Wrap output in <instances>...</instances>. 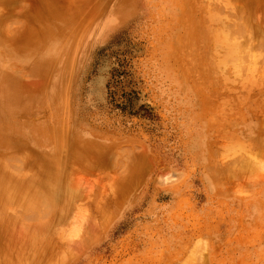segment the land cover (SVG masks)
Returning <instances> with one entry per match:
<instances>
[{"label": "rangeland", "instance_id": "obj_1", "mask_svg": "<svg viewBox=\"0 0 264 264\" xmlns=\"http://www.w3.org/2000/svg\"><path fill=\"white\" fill-rule=\"evenodd\" d=\"M0 24V209L58 162L21 239L4 209L3 264H264V0H0Z\"/></svg>", "mask_w": 264, "mask_h": 264}, {"label": "bare ground", "instance_id": "obj_2", "mask_svg": "<svg viewBox=\"0 0 264 264\" xmlns=\"http://www.w3.org/2000/svg\"><path fill=\"white\" fill-rule=\"evenodd\" d=\"M10 3H11V1L8 2V3H7V1H6V4H5L4 7H3L4 10H7V9L9 10V5H10ZM239 10H241V9H239ZM241 11L244 12V10H241ZM236 12H239V11L236 10ZM239 13H240V12H239ZM244 13H245V12H244ZM244 13H241V14L243 15ZM246 14H247V13H245V15H246ZM248 14H249V13H248ZM238 15H239V14H238ZM247 16H248V15H247ZM188 17H189V16H188ZM248 19H249V18L246 17V18H245V22H246ZM222 22L224 23L223 26H222ZM234 22H237V21H234ZM245 22L242 21V23H244V24H245ZM248 22H250V20L246 22V23H247V24H246V27L250 24V23L248 24ZM227 23H228V21H227ZM227 23H226V24H227ZM230 23H231V22H230ZM242 23H241V24H242ZM252 23H254L253 20H252ZM237 24L241 26V24H239V23H237ZM0 25H1V24H0ZM220 25H221V26H220ZM231 25H232V24H231ZM231 25L229 24L230 27H231ZM238 25H237V27H238ZM224 26H225V22H224V21H221V24H219V27H222L221 30H222V31L224 30L223 32H225V27H226V26H225V27H224ZM233 26L236 27L235 25H233ZM243 26H244V25H243ZM254 26H255V24H254ZM258 26H259V25H258ZM223 27H224V28H223ZM237 27H236V28H237ZM227 28H228V27H227ZM240 28H241V27H240ZM251 28H252V27H251ZM254 28H256V30L259 29V27H257V26L254 27ZM191 29H192V28H191ZM194 29H195V28H194ZM196 29H197V30H194L195 32H196V31H197V32H200L201 34L204 35V37L206 36V35H205L206 32H205V34H204V31H206V30H204V29H202L201 31L198 30V29H200V27H197ZM227 30H228V29H227ZM227 30H226V32H227ZM232 30H233V29H232ZM232 30H229L228 33L231 32ZM242 30H243V29H242ZM246 30L249 31V29H247V28H246ZM189 31H190V30H188V33H189ZM194 31L192 30V31H190V32L193 33ZM222 31H221V32H222ZM262 31H263V30H262ZM202 32H203V33H202ZM207 32H208V31H207ZM223 32H222V34H223ZM226 32H225V33H226ZM256 32H257V31H256ZM260 32H261V31H260ZM192 33H191V36H193ZM215 33H216V32H215ZM233 33H234V35L237 34V33H235V31H232V33H229V34H226V35L224 34V36H227V37H228V36H229V37L232 36V38H233L234 35H231V34H233ZM251 33L253 34V32H251ZM263 33H264V32H263ZM263 33H262V34H263ZM201 34H198L197 37H199V38H197V37H196V38H193V37H192L193 39H190L191 36H190V34H189L190 37H189L188 39H189L190 41H189L188 39H186V41H185L184 37L181 38V43H180L179 47L182 46V43H184V42L186 43V45H187V42H188V44L192 45L193 48H197V47H195V45H193V43H194V44H197L198 41H199V43L202 42V43H205V44H206V40H204V38H203V40H199L200 38L202 39L201 36H203V35H201ZM208 34H209V33H208ZM208 34H207V35H208ZM219 34H220V32H219ZM222 34H221V35H222ZM238 34H243V33H238ZM255 34H256V33L254 32V35H255ZM200 35H201V36H200ZM221 35H219V37H217V39H219ZM257 35H258V34H257ZM260 35H261V34H260ZM263 35H264V34H263ZM263 35H261V36H262V39H263V37H264ZM227 37H225V38L228 39L229 37H228V38H227ZM185 38H187V37H185ZM205 38L208 39L209 36H207V37H205ZM257 38H258V37H257ZM257 38H256V40H255V37H254V40L257 41ZM259 38H261V37L259 36ZM182 39H184V40H182ZM194 39H195V40H198V41H196V42H195V41H192V44H191V43H190L191 40H194ZM226 39H225V40H226ZM230 39H231V38H230ZM262 39H258V41H259V40H262ZM179 40H180V39H179ZM187 40H188V41H187ZM208 40H209V39H208ZM208 40H207V43L209 44ZM182 41H184V42H182ZM203 41H204V42H203ZM245 41H246V39L244 40L243 43L241 42V43L243 44V46H242L241 44H240V45L238 44V46L245 47V44H244ZM258 41H257V43H258ZM223 42H224V41H223ZM229 42H230V41H229ZM263 42H264V41H263ZM185 43H184V45H183V46H185V47L182 46V47H181L182 49L179 48L180 50H182V51H188L189 48L192 49V46L187 45V46H188V49L185 50V49L187 48V46L185 45ZM199 43L197 44V45H198V48H197L198 50H197V51H193V50H195V49L191 50V51H193V52H191V55H193V56L190 57V58H191L192 60L196 59V60H195V61H197L196 64L198 63V61L200 60L199 58H200L202 55H204V54L206 55V56H203V58L207 57V54H208V53H207V52H208L207 50H210V48H211L210 45H207V46H209L210 48H209V49L207 48L206 52L203 54V47L201 46L202 43H200V44H199ZM254 43L256 44V45H255L256 47L260 45L259 43L262 44V42H259L258 45H257L256 42H254ZM178 44H179V43H178ZM205 44H202V45H205ZM223 44H224V43H223ZM246 44L248 45V42H247ZM199 45L202 47V48L200 49V50L202 51V55H201V53H200L201 51L199 52L200 54L197 53V52L199 51ZM219 45H220V44H219ZM226 45H227V43H226ZM226 45H225V46H226ZM236 45H237V44H236ZM262 45H263V44H262ZM205 46H206V45H205ZM233 46H234V45H233ZM260 47H262V46H260ZM263 47H264V45H263ZM223 48H224V46H223ZM223 48H222V49H223ZM231 48H232V47H231ZM239 48H240V50H239ZM246 48H248V47H246ZM246 48L244 49V52L247 51ZM205 49H206V48H205ZM216 49H217V48H216ZM237 49H238L239 51H241L243 48L238 47ZM232 50H233V52H234V49H232ZM245 50H246V51H245ZM219 51H220V50H219ZM222 51H224V50H222ZM226 51H228V50H226ZM239 51H237V52H238V53H241L243 50H242L241 52H239ZM195 52H196V53H195ZM209 53H210V56H211V52H210V51H209ZM219 53H220V52H219ZM225 53H226V52H224V55H225ZM235 53H236V51H235ZM195 54L198 55V56H197V57H198V60H197V58L194 57ZM220 54H221V53H220ZM229 54H230V53H229ZM200 55H201V56H200ZM232 55H234V53H233ZM238 55H239V54H238ZM199 56H200V57H199ZM208 56H209V55H208ZM221 56H222V54H221ZM227 56H228V55H227ZM239 56H240V55H239ZM193 58H194V59H193ZM211 58H212V57H211ZM211 58L208 57V60H207V61H211V63H213V61L211 60ZM232 58H233V57H232ZM240 58H241V56H240ZM201 59H202V58H201ZM209 59H210V60H209ZM212 59H213V58H212ZM221 59H222V57H221ZM226 59H227V61H228V58H226ZM203 60H204V59H202V60H201L202 62H201V61H200V62L203 63ZM223 60H224V58H223ZM230 60H231V59H230ZM205 61H206V59H205ZM207 61H206V62H207ZM227 61L225 60V62H227ZM193 62H194V61H193ZM222 62H223V61H222ZM229 62H230V61H229ZM211 63L208 62V65H207V63H206V65H207V68H206V69H208V70H207V71H208L207 73H209L210 71L213 70V69H211V67L209 66V65H211V66L213 65V64H211ZM227 63H228V62H227ZM196 64H195V65H196ZM198 64L200 65V63H198ZM221 65H223V63H222ZM221 65L218 64V68H220ZM208 66H209V68H208ZM214 66H215V65H214ZM214 66H213V68H215ZM205 67H206V66H205ZM222 67H223V66H222ZM210 69H211V70H210ZM209 70H210V71H209ZM214 70H216V71H213V72H210V73H214V72L216 73V72H217V69H214ZM197 73H198V72H196V74H197ZM207 73H206V74H207ZM210 73L208 74V76L210 75ZM198 74H200V73H198ZM198 74H197V75H198ZM1 75H2V74H1ZM200 75H201V77L203 76L202 74H200ZM213 76L215 77L214 74H213ZM213 76H212V74L209 76V77L212 78V79L210 78V80H213V78H214ZM198 77H199V76H198ZM203 77L205 78L206 75L203 76ZM206 79H207V77H206ZM214 79H216V77H215ZM262 136H263V135H262ZM261 139H262V138H261ZM12 152H13V151H12ZM17 152H18V150H17ZM256 152H257V150H256ZM14 153H15V151H14ZM14 153H11L10 155H9V153H8V154L6 153L8 156H11V157H8L6 154H5V157H3V153H2V154H1V155H2V158H0V160H1V159H4V158H5L6 160H7V158H9V160H10L11 158H14V156H15ZM22 153H23V152H22ZM15 154L17 155L18 153H15ZM27 154L29 155L30 153H27ZM254 154H255V153H254ZM254 154H253V155H254ZM18 155H19V154H18ZM18 155H17V156H18ZM51 155H52V154H51ZM12 156H13V157H12ZM17 156H16V157H17ZM20 156H21V153H20ZM40 156H42V155H40ZM21 157L24 158V155H22ZM21 157H20V158H21ZM25 157H26V159H27V156H25ZM17 158H18V159H17ZM17 158H15V159H17V161H18V160L21 161V160L23 159V158H22V159L20 160L19 157H17ZM41 158H42V157H41ZM5 159H4V160H5ZM24 159H25V158H24ZM26 159H25V160H26ZM43 159H44V157L42 158V160H43ZM9 160H7V161H9ZM12 160H13V159H12ZM12 160H10V161H12ZM25 160H24V161H25ZM39 160H40V163L42 164V167H43L44 164H45V161L42 162L41 159H38V163H37L36 165H35V163L33 162L34 165L38 167V165H39ZM54 160H55V159H54ZM2 161H3V160H2ZM2 161H1L0 163H2ZM29 161H30V160H29ZM31 161H32V160H31ZM31 161L28 162V164L30 163V165H31L32 167H29L28 170L31 168V169H32L31 171H32L33 174H30L31 171L29 170L30 173H27V175H29V174H30L31 176L33 175V176H32L33 178H34V177L36 178V177H38V176L40 177V175H38L37 172H36V173L33 172V170H34V169H33V166H34V165H32ZM36 161H37V160H36ZM247 161H249V160H247ZM250 161L252 162V160H250ZM5 162H6V161H4L3 163H5ZM21 162H22V161H21ZM55 162L58 164L57 160H56ZM46 163H47V162H46ZM56 163H54L53 166L50 165V167H46L47 169H46V170L43 169L44 171L40 168L41 170H39V172H40V171L43 172V173H40V174H41V175L45 174V175H44L45 179H43V177H42V179H40V181H41V180H42L43 182H44V180L47 181L46 179L49 178V177H47V176L51 173V174L49 175V176H50V180H51V182L48 181V185L52 186V185L55 183V185H53V186H54V187L56 186V182H54V183L52 184V176H51V175L53 174V172H50V170H51V171H52V170H55V173H57V172H56V171H58V170L56 169L57 167H56V166L54 167V165H55ZM247 163H248V162H247ZM247 163H246V164H247ZM252 163H253V162H252ZM252 163H251V164H252ZM254 163H255V162H254ZM248 164H249V163H248ZM248 164H247V165H248ZM5 165H7V164L5 163ZM45 165H47V164H45ZM249 165H250V164H249ZM252 166H253V165H251V167H252ZM0 167H3V166L0 165ZM37 167H34V168L36 169ZM52 167H53V169H51ZM249 167H250V166H249ZM7 168H8V167H7ZM38 168H39V167H38ZM38 168H37V169H38ZM43 168H44V167H43ZM48 168H50V169L48 170ZM54 168H55V169H54ZM252 168H255V166L252 167ZM0 169H1V168H0ZM4 170H5V169H4ZM6 170H7V169H6ZM9 170H10V169H9ZM2 171H3V170H1L0 172H2ZM7 171H8V170H7ZM7 171H6V173H7ZM46 171H47V173H44V172H46ZM48 171H49L50 173H49ZM6 173H4V171H3L2 173H0V175L2 174V176H3V174H4V175L6 176V175H7ZM48 173H49V174H48ZM55 173H54V174H55ZM8 174H9V173H8ZM27 175H26V176H27ZM30 175L27 176L28 179L31 178ZM34 175H37V176H34ZM46 175H47V176H46ZM2 176H0V177H2ZM55 176H56V178H57V175H56V174H55ZM55 176H54V177H55ZM3 177H4V176H3ZM3 177H2V178H3ZM7 177H8V176H7ZM10 177H11V175H9L8 179H7L6 177H4V178H6V182H7V183H8V180H9V182H10V181H12V179L14 178V177H13V178L11 177L12 179H10ZM23 177H24V176H23ZM27 177H25V178H27ZM29 177H30V178H29ZM39 177L36 178V179H38V181H39ZM18 178H19V176H18ZM21 178H22V177H21ZM33 178H32V179H33ZM56 178H55V179H56ZM15 179H16V178H14V180H15ZM19 179H20V178H19ZM32 179H31V180H32ZM55 179H53V180H55ZM25 180H26V179H22V182L24 181L23 184L25 183ZM2 181H3V180H2ZM38 181H36V180H35V181L32 180V181H30V182H33V184H32V183L29 184L30 182L27 183V180H26V184H28V186L31 185V188H30V189L28 188L29 190H25V193L22 192L21 194H22V195L25 194V196H26V194L29 195L28 192L32 190V187L34 188V186H37V185H34V184H35V182L38 183ZM4 182H5V181H4ZM17 182H18V180H17ZM43 182L40 183V184L38 183V184L41 185V187H42V185H43V189H44V190H43V194H47V193H49V191H47L48 189L44 188V186H46V182H45V183H43ZM2 183H3V182H1V184H2ZM12 183H13V182H11V184H12ZM19 183H20V180H19ZM49 183H51V184H49ZM1 184H0V185H1ZM6 185H7V184H6ZM6 185H5V186H6ZM32 185H33V186H32ZM39 185H38L37 187H35V189L33 190V192H31L33 196H32V195L27 196V199H28L27 201H32L31 199H32L33 197H34V198H37V196L39 197V195H38L39 192L37 193V191L39 190V191L42 193V191L40 190L41 188H38ZM48 185H47L46 187H48ZM2 186H4V183L2 184ZM12 186H13V185H10V186L7 185L8 189L11 187L10 190H11V191L13 190L12 193L15 195V194H16V193H15L16 190H15V192H14V187L16 188L17 185H16V186H13V189H12ZM18 186H19V185H18ZM3 188H5V187H3ZM17 188H18V187H17ZM36 188H37L38 190H36ZM55 188H56V187H55ZM55 188H54V189L51 188V190H52L54 193H55V191H56ZM6 189H7V188H5V190H6ZM5 190H4V194L6 195V193H7L8 191L6 190L7 192H5ZM45 190H46V191H45ZM18 191H19V190H18ZM18 191H17V195H18V193H20V192H18ZM26 191H28V192H26ZM35 191H36V192H35ZM44 191L47 192V193H45ZM31 193H30V194H31ZM41 193H40V195H41ZM50 193H51V191H50ZM50 193H49V194H50ZM10 194H11V192L9 191V193H8L9 196L7 195L8 199L11 198V196L15 197L13 194H12V195H10ZM21 194H19L18 196H16V197H18L17 199H16V198H14V199L12 198V200L14 201V203H13V202H9V201H7V202H8V203H13V204H11V205L15 207V203H17V202H15V201H18L19 198H20V199H22V198H26L25 196L22 197ZM34 194H36L37 196H34ZM43 194H42V195H43ZM49 194H47V195L45 196V198L50 196V198L53 199V196H54V195L51 197L52 194H51V195H49ZM48 195H49V196H48ZM19 196H20V197H19ZM30 196L32 197L31 199L28 198V197H30ZM4 197H6V196H4ZM4 197H2V198L4 199ZM21 197H22V198H21ZM34 198H33V199H34ZM39 198H40V199H39ZM39 198H38L39 200H38V199H37V200H38L39 203H40L42 197L40 196ZM45 198H44V200H42V201L44 202V205H45L46 203L48 204V202H47L48 200H47V199H49V198H47V199H46L47 201H46ZM3 199H0V200H3ZM6 200H7V199H6ZM6 200H5V201H6ZM24 200H26V199H24ZM5 201H4V202H5ZM20 201H21V200H20ZM22 201H23V200H22ZM22 201H21V204L18 203V204H16V206H18V205H22ZM38 201H37V203H38ZM1 202H2V201H1ZM4 202H3V203H4ZM18 202H19V201H18ZM25 202H26V201H25ZM43 202H42V203H43ZM45 202H46V203H45ZM8 203H7V205L11 208V206H10ZM26 203H30V202H26ZM32 203H33V202H32ZM35 203H36V201L34 200V204H35ZM39 203H38V205H39ZM1 204H2V203H1ZM1 204H0V205H1ZM5 204H6V202H5ZM5 204H4V206H5ZM7 205L4 207V209H6L7 212H8V210H9L10 208H9V209L6 208ZM23 205H24V204H23ZM42 205H43V204H42ZM42 205H41V206H42ZM27 206H29V205L27 204ZM27 206H24V207H25V208H28L30 212H31V210H32L33 208H34V209L36 208L35 210H37V208L40 207V206L36 207V205H34V206L32 205V209H30V207H27ZM30 206H31V205H30ZM14 207H13V208H14ZM22 207H23V206H20V208H16V207H15V209H16V210H17V209H19V210L22 209V210H23L24 207H23V208H22ZM1 209H3V208L1 207ZM1 209H0V210H1ZM4 209L2 210V211H4L3 215H5V212H6V210H4ZM10 210H11V209H10ZM25 210H26V209H24V211H25ZM13 211L15 212L14 209H13ZM24 211H21V210H20L19 212L21 213V212H24ZM32 211H33V210H32ZM38 211L41 212V209L39 208ZM38 211H36L35 213H37ZM7 212H6V215H5L4 217L2 216V213L0 212V213H1L0 216H2V218H3L0 222H2V225H5V226H6V227H4V228L7 229V231H8V232H6V231H4L3 229L0 230V236H1V233H4V232H6L7 234L10 233V232L13 233V230H12V229L16 230L17 227L21 226V230L19 229V230H18L19 232H17V231L15 232V233H18V234L15 235V236H17L18 239H21V238H20V237H22L21 234L24 233V232H22V224H21V222H19V221H21V220L23 219L22 217L25 218V217H30V216H32L31 213L28 212V210H27V212L25 211V212L27 213V216H24V215H25V212H24L23 216H20V217H19V216H16V215H18V212H17V214L15 213V215H14V212H13V214H12V210H11V211H10V212H11V215H10V221H11V218H12V217H16V218L19 217V218H17V220H16V218H14L12 221H14V224H15V220H16V221L19 222V224H20V225H13V224H12L13 222L11 221V222H12V223H11V222L9 221V219H8V218H9L8 216H9L10 213L8 214ZM33 212H34V211H33ZM35 213L33 214V216H34V215H38V214L41 215L40 213H37V214H35ZM41 213H42V212H41ZM7 214H8V216H7ZM21 214H22V213H21ZM21 214H19V215H21ZM28 215H30V216H28ZM5 217H8V218H7L8 220H7V219L4 220ZM0 218H1V217H0ZM18 219H19V220H18ZM23 220H24V219H23ZM6 221H7V222H6ZM5 222H6L7 224H10V223H11V224L13 225V227H15V226H16V227L11 229V224L9 225V227H10V228H9V227L7 226V224H4ZM22 223H26V222H22ZM16 224H18V223H16ZM26 224H27V223H26ZM0 225H1V224H0ZM24 225H25V224H24ZM24 225H23V228L25 227ZM34 225H35V226H34ZM34 225H30V226L27 225L25 228L28 229L27 227H31V226H33V228L31 227L30 229H31V230L33 229L32 232L35 233V232H37V231H34V230H35L34 228H37L38 225H37V226H36V224H34ZM0 228H1V226H0ZM19 228H20V227H19ZM9 229H10V231H9ZM26 229H24L25 232L27 231ZM41 229H42V228H41ZM28 230H29V229H28ZM37 230H38V229H37ZM2 231H3V232H2ZM39 231H40V229H39ZM21 232H22V233H21ZM27 232H29V231H27ZM19 233H21L20 236H19ZM30 234H31V233H27V235L31 236ZM32 234H33V233H32ZM4 235H5V234H3V236H4ZM23 235H26V233L23 234ZM27 235H26V236H27ZM7 236H8V235H7ZM10 236H11V235L9 234V237H10ZM15 236H14V237H15ZM26 236H25V238H26ZM11 237H13V235H12ZM23 237H24V236H23ZM4 238L7 240L6 235H5ZM4 238H3L4 241L2 240V237H1V240H2L3 242H6ZM15 238H16V237H15ZM27 238H29V237H27ZM27 238H26V239H27ZM9 239H11V238H9ZM9 239L7 240V241H8V244H7L8 246H9V244L12 245V243H10V242L12 241V239H11V241H10ZM22 239H23V238H22ZM26 239H23L22 241H24V240H25V241H28V240L32 239V236H31V238H29V239H27V240H26ZM1 240H0V241H1ZM2 241H1V243H2ZM9 241H10V242H9ZM28 242H29V241H28ZM1 243H0V244H1ZM15 243H16V242H15ZM24 243H25V242H24ZM30 243H31V241H30ZM30 243H27V242H26L25 244L22 243L23 245H22L21 243H19V244L22 245V247H21L20 245H19V246H20L21 249H22V248H26V249L28 250L29 248H28L27 246H26V247H23V246H25V245H27V244H30ZM4 244H5V243L1 244L2 247L0 246V247H1L0 249H3V246H6V244H5V245H4ZM17 244H18V242H17ZM13 246H14V245H13ZM15 246H16V245H15ZM28 246H29V245H28ZM5 248H6V247H4V250L6 251V253H4V254H6V256H7V251H8V249H7V248L5 249ZM8 248H10V247H8ZM14 248H15V247H14ZM17 248H19V247H17ZM11 249L13 250V247H12ZM17 250H18V249H17ZM17 250H16V252H17ZM23 250L26 251L25 249H23ZM23 250H22V251H23ZM0 251L2 252V250H0ZM5 251H4V252H5ZM13 251L15 252V249H14ZM13 251H12V252H13ZM24 251H23V253H24ZM16 252H15V253H16ZM18 252L20 253L21 250L19 249ZM18 252H17V253H18ZM26 252H27V251H26ZM0 254H1V253H0ZM8 254H10V253L8 252ZM2 255H3V253H2ZM21 255H23V254L21 253ZM21 255H19V256H21ZM0 256H1V255H0ZM6 256H4V257L1 256V257H2V260H4V259L6 258V259L4 260L5 262H4V261H1V262H2L1 264H3V263H7V261H6V260H7V257H6ZM1 257H0V258H1ZM9 257H10V256H9ZM3 258H4V259H3ZM10 262H11V261H10Z\"/></svg>", "mask_w": 264, "mask_h": 264}]
</instances>
